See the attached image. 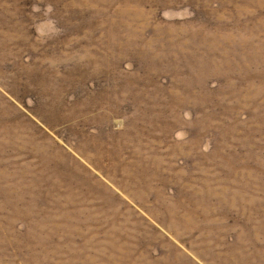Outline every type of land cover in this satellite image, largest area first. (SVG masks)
Listing matches in <instances>:
<instances>
[{"label": "rangeland", "instance_id": "rangeland-1", "mask_svg": "<svg viewBox=\"0 0 264 264\" xmlns=\"http://www.w3.org/2000/svg\"><path fill=\"white\" fill-rule=\"evenodd\" d=\"M0 264H264V0H0Z\"/></svg>", "mask_w": 264, "mask_h": 264}]
</instances>
